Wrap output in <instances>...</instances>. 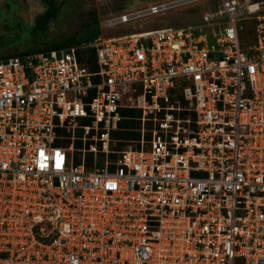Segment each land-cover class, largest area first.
<instances>
[{
	"label": "built area",
	"instance_id": "2783aa9c",
	"mask_svg": "<svg viewBox=\"0 0 264 264\" xmlns=\"http://www.w3.org/2000/svg\"><path fill=\"white\" fill-rule=\"evenodd\" d=\"M0 264H264V1L0 57Z\"/></svg>",
	"mask_w": 264,
	"mask_h": 264
},
{
	"label": "rangeland",
	"instance_id": "374dc122",
	"mask_svg": "<svg viewBox=\"0 0 264 264\" xmlns=\"http://www.w3.org/2000/svg\"><path fill=\"white\" fill-rule=\"evenodd\" d=\"M172 1L176 0H52L51 3L43 0H0V57L42 48L45 43L40 39L51 44L70 36L79 38L95 26L99 27V36L108 38L197 22L212 4L217 6L220 3V0H198L115 27L106 24L111 17ZM51 4L54 5L53 16L46 28L39 30L38 39L34 40L32 31L41 28L38 17Z\"/></svg>",
	"mask_w": 264,
	"mask_h": 264
},
{
	"label": "trees",
	"instance_id": "16d2710c",
	"mask_svg": "<svg viewBox=\"0 0 264 264\" xmlns=\"http://www.w3.org/2000/svg\"><path fill=\"white\" fill-rule=\"evenodd\" d=\"M44 2L51 3L52 0H43ZM54 12V5H50L49 9L41 16H39L38 23L41 25L40 29H35L32 31V36L34 40H37V35L39 30L45 29L48 21L50 20L51 16H53ZM100 30L98 26H95L94 28L89 29L85 35L77 38L74 36L67 37L65 40L62 41H56L51 44H48L45 39H40V41H43L45 45H43L42 48H36V49H44V50H50V49H56L61 47H66L69 45H77L81 43H88L93 42L97 37H99ZM91 53V61L90 64L92 67H94L93 61H95L94 52L93 50L90 51ZM123 113L129 116L138 117L140 116L141 112L138 109H124ZM140 127V121L138 119H124L120 122V127L118 130L114 131V135L116 137H119L123 139L124 141L121 142V145L127 144V142L130 139H136L139 137L140 132L138 128Z\"/></svg>",
	"mask_w": 264,
	"mask_h": 264
},
{
	"label": "bare ground",
	"instance_id": "6f19581e",
	"mask_svg": "<svg viewBox=\"0 0 264 264\" xmlns=\"http://www.w3.org/2000/svg\"><path fill=\"white\" fill-rule=\"evenodd\" d=\"M173 2H176V1H173ZM173 2H171V3H173ZM177 6V5H176ZM176 6H172V7H176ZM172 7H170V8H172Z\"/></svg>",
	"mask_w": 264,
	"mask_h": 264
}]
</instances>
